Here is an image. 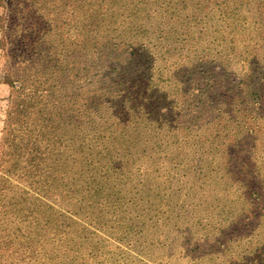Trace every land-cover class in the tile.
Returning a JSON list of instances; mask_svg holds the SVG:
<instances>
[{"label": "trees", "instance_id": "trees-1", "mask_svg": "<svg viewBox=\"0 0 264 264\" xmlns=\"http://www.w3.org/2000/svg\"><path fill=\"white\" fill-rule=\"evenodd\" d=\"M0 53V264H264V0H0Z\"/></svg>", "mask_w": 264, "mask_h": 264}, {"label": "rangeland", "instance_id": "rangeland-1", "mask_svg": "<svg viewBox=\"0 0 264 264\" xmlns=\"http://www.w3.org/2000/svg\"><path fill=\"white\" fill-rule=\"evenodd\" d=\"M2 53V52H1ZM0 53V55H1ZM0 56V81L4 80L6 78V72L4 70V63ZM10 93V89L7 85L0 84V99H5L8 97ZM6 109V102L0 101V133L3 128V114L4 110ZM210 191V201L208 203L213 202L215 198V192H211L212 188L209 189ZM174 239H170L167 246L170 244L168 248L164 250V253L160 254V258L164 257V263L163 264H191V261H197V264H206V259L203 254V247L204 243H206L204 239H201V237L192 239L187 233H178L177 235L171 234ZM180 249H182L183 254L180 252ZM143 260L141 257H138L136 259L135 256H126L125 261H127L129 264H141V261ZM170 262L168 263V261ZM147 264H149L147 262Z\"/></svg>", "mask_w": 264, "mask_h": 264}, {"label": "crops", "instance_id": "crops-1", "mask_svg": "<svg viewBox=\"0 0 264 264\" xmlns=\"http://www.w3.org/2000/svg\"><path fill=\"white\" fill-rule=\"evenodd\" d=\"M3 85H5V84H3Z\"/></svg>", "mask_w": 264, "mask_h": 264}]
</instances>
